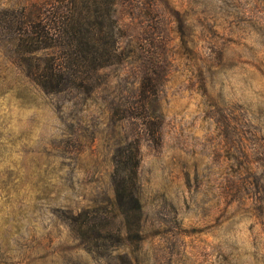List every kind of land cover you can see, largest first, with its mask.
I'll use <instances>...</instances> for the list:
<instances>
[{
    "label": "rangeland",
    "instance_id": "374dc122",
    "mask_svg": "<svg viewBox=\"0 0 264 264\" xmlns=\"http://www.w3.org/2000/svg\"><path fill=\"white\" fill-rule=\"evenodd\" d=\"M74 3L0 0V264H264V0L120 1L126 63L48 78Z\"/></svg>",
    "mask_w": 264,
    "mask_h": 264
},
{
    "label": "trees",
    "instance_id": "16d2710c",
    "mask_svg": "<svg viewBox=\"0 0 264 264\" xmlns=\"http://www.w3.org/2000/svg\"><path fill=\"white\" fill-rule=\"evenodd\" d=\"M73 12L70 16L62 18L61 26L58 27V33L62 36L73 41V53L67 57H60L52 64L48 65L47 74L48 78L60 77L64 71L62 63L68 59V64L73 66L76 72H100L113 66H120L126 63V59L130 55L124 53H115L111 49L116 50L119 45L118 39L120 35L118 32L121 30L116 20L115 6L120 1L127 0H74ZM48 31V32H47ZM50 30H46L50 35ZM57 31V29L55 30ZM45 32V33H46ZM59 36H57L58 38ZM49 38V37H45ZM51 40V39H50ZM64 40V38H63ZM48 44V41H47ZM147 62L154 61L155 57L148 55L144 57ZM85 78H78L77 81H83ZM154 91V90H153ZM142 94L148 96L151 90L142 88ZM157 92L155 91V95ZM149 98V96L147 97ZM147 127V126H146ZM148 129L153 132H159V128L151 124ZM153 139L158 143L161 141L160 134H154ZM140 155V141L135 146V152L131 155L134 161L133 167L138 165ZM134 183L126 181L118 182L116 185V193L124 210V215L129 217L132 208H127V204L131 201L134 204V209L140 212V206L137 201Z\"/></svg>",
    "mask_w": 264,
    "mask_h": 264
}]
</instances>
